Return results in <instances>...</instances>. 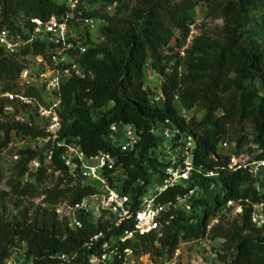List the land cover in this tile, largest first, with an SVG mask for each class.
<instances>
[{
	"label": "trees",
	"instance_id": "obj_1",
	"mask_svg": "<svg viewBox=\"0 0 264 264\" xmlns=\"http://www.w3.org/2000/svg\"><path fill=\"white\" fill-rule=\"evenodd\" d=\"M80 2L85 6L80 19L101 23L95 31L101 41L93 44L90 35L85 34L83 53L69 52L87 75L84 79L70 76L59 88L55 139H48L40 150L25 146L13 156L11 173L4 185L16 201L15 206L22 200L40 199L43 207L13 221L0 218V264H5L19 249L23 260L32 264H60L57 255L72 256L68 264H86L88 256L103 252L112 255L106 264H125L129 255L141 254L155 260L170 259L179 246H191L198 240H205L207 246L220 242L215 252L217 264H264V194L257 192V180L247 167L227 170L229 156L218 150L221 143L232 145L231 155L246 147L247 153H256L247 163L264 162V94L259 91L264 89V53L255 45L264 40V0ZM90 4H97L98 8L86 10ZM113 4L114 14L110 15L105 8ZM198 4L205 6V19L220 21L221 26L192 38L183 49L193 25L188 12ZM63 12V7L50 0H0V29L19 33L14 23L20 17L30 27L28 20L44 22L49 17H61ZM255 14L263 30L261 35L244 31ZM174 49L181 50V56L162 52ZM32 53L41 54L42 46H36ZM21 70L18 61L0 50V94L39 102L37 90L18 86ZM146 71L161 79L158 91L162 102L154 106L149 104V94L143 89ZM10 104L0 98V153L12 136L34 146L44 141L47 136L42 125L36 128L31 120L2 121L11 114H4L2 108ZM15 105L18 104L11 105L13 109ZM18 106L20 110L27 108ZM193 109L202 111L199 120L181 118L180 113ZM18 111L15 109L14 113L17 115ZM164 122L192 137V166L215 174L212 179L191 178L186 189H168L155 198L158 205H172L187 189L195 188V197L197 190L200 193L203 189L204 196L193 200L190 214L168 208L158 218L156 232L135 234L132 241L124 242L117 239L123 231H133L130 221L114 227L108 222L92 224L86 217H78L81 229L76 231L57 221L55 206L74 205L97 194L92 183L68 175L58 160L62 147L57 144L62 140L74 142L86 160L98 153L111 157L124 179L119 186L117 178H107V182L115 184L113 187L122 194H130V206L135 210L147 185V169L156 172V167L161 166L150 158V152L157 139L155 127ZM118 124L130 126L137 139L130 152H120L105 141L106 129ZM33 163L36 168L31 172L29 166ZM47 177L54 180L45 188ZM2 179L0 166V182ZM209 185L213 191L206 192ZM258 186H264V178ZM227 202L239 207L240 212L231 221H225L221 214L207 229V221L219 210H233L224 209ZM255 207L262 219L259 227L251 223ZM97 234L101 238L92 241ZM110 238L114 243L101 251L100 245Z\"/></svg>",
	"mask_w": 264,
	"mask_h": 264
},
{
	"label": "built area",
	"instance_id": "obj_2",
	"mask_svg": "<svg viewBox=\"0 0 264 264\" xmlns=\"http://www.w3.org/2000/svg\"><path fill=\"white\" fill-rule=\"evenodd\" d=\"M52 3L64 8V12L59 18L49 17L46 21L28 20L30 27L25 26V21H15L14 25L19 29V33L11 34L5 29H0V50L8 57L14 58L22 67L18 76L17 84L23 88H33L39 92L40 101L11 95L8 93L0 94V98L11 103L4 105L2 111L4 114L12 113V104L17 103L24 107H33L39 118L43 119V133L46 139H55L58 131V120L56 110L59 106L58 92L59 88L72 76L78 79H84L85 74L74 58L69 55L70 51L83 53L84 47L75 42L76 29L80 28L79 36L85 34L91 35L98 29L100 22L97 20H81L80 15L85 6L80 0H50ZM115 5L105 8L109 13ZM24 21V22H23ZM42 46V53L33 54V49ZM62 65L66 67L62 68ZM150 105H157L162 102L158 93L155 97H148ZM181 118L187 121L185 113H181ZM154 134L156 140L151 149L150 158L155 159L157 164L156 172L147 169L148 181L144 193L137 199L135 210L131 209L130 194H122L113 186L109 185L107 178L114 179L119 175L121 177L119 186L124 177L120 168L114 167V160L107 154H97L93 158L85 159L79 147L74 142L66 143L64 140L57 144L62 147V152L58 160L65 167L71 178H77L80 181H87L95 186L96 195L85 198L74 205L61 204L54 207V213L58 222H62L70 231L81 229V223L78 217L92 218L95 215H111L114 220L110 225L117 227L122 221H130L133 231H123L118 237V241H132L134 235H145L158 230V218L168 208L182 211L190 214L193 208V200L196 195V189H187L183 194L174 199L172 205H158L155 203L157 195L168 189L175 187L187 188L191 178L198 176L212 179L215 174L209 171L195 169L192 166V150L194 143L192 137L177 129L175 126L164 122L155 127ZM105 141L112 146L118 147L120 152H130L137 139L130 126L111 125L106 129ZM232 149L231 144L221 143L218 146L219 151ZM229 163L227 170L235 171L239 168L247 167L251 175L257 180L256 190L259 194H264V186L259 187L264 178V162L236 163L233 155H228ZM214 159V156L210 157ZM47 160L49 157L46 158ZM211 189V186L208 187ZM234 208L231 202H227L224 209ZM258 207L253 208L251 223L255 227L261 225L262 219L258 214ZM239 213L240 209L234 210ZM96 218V219H97ZM93 224V223H92ZM212 226V225H211ZM210 226L207 227L209 229ZM101 238L97 234L92 238L96 241ZM110 238L107 242L100 245V250L104 251L114 243ZM205 240H198L191 246L199 249L207 247ZM124 253L128 255V251ZM21 252L13 251L5 264H32L31 261L23 260ZM55 258L60 264H68L73 257L57 255ZM112 255L110 253H100L90 255L86 259V264H106L110 262Z\"/></svg>",
	"mask_w": 264,
	"mask_h": 264
},
{
	"label": "rangeland",
	"instance_id": "obj_3",
	"mask_svg": "<svg viewBox=\"0 0 264 264\" xmlns=\"http://www.w3.org/2000/svg\"><path fill=\"white\" fill-rule=\"evenodd\" d=\"M130 7L133 6V3L131 2ZM98 8L97 4H90L86 5V10H96ZM108 14H114V10H111ZM189 17L193 21V25L189 28V35L188 38L185 41L184 48H187L191 39L194 37L199 36L201 33H210L212 32L213 28L215 27H220L221 23L220 21H210L209 19H205L206 16V9L205 6L202 4H198L194 9L188 12ZM22 21V19H19ZM101 26V23L98 25V28ZM75 42L78 45H83L84 38L79 36L80 28L75 26ZM244 31H253L256 32L257 34L261 35L263 33V30L260 26V23L257 20V14L254 15V17L251 19V21L247 22L244 26ZM89 36V35H88ZM246 37V35H245ZM89 39L93 44H99L100 39L98 38L97 34L94 32H91V35L89 36ZM256 47L264 53V40H258L255 43ZM172 46V45H170ZM165 55H173V54H178L181 56V50H176L174 49L172 52L169 51H162ZM161 79L157 77L154 74L148 73L147 71L143 75V89L146 90L151 97H155L159 93V85H160ZM257 88L260 89V85H256ZM1 90V86H0ZM260 94H264V89L259 90ZM175 108L178 110L179 107L177 103L175 102L174 104ZM16 108H12L13 111L10 114V116L3 117L2 121L4 122H10L11 120L18 121V122H27L28 120H31L32 123L36 128L41 127V125L44 124L43 119L39 118L38 115L36 114V111L34 110L33 107H28L26 109L20 110L18 105H15ZM15 109L19 110V114H15L14 111ZM178 112V111H177ZM179 114V113H178ZM180 116L181 113H180ZM185 116L187 120L189 118H194L195 120H199L202 116V111L200 109H193L188 113H185ZM47 139L44 141H38L36 142L35 146L34 144L25 142L23 140H18L14 138L13 136L11 137V141L0 153V166H1V171H2V176L3 179L0 182V218L4 219L5 221H13L14 219H18L21 214H26L27 216L31 215L33 211H35L38 207H43L40 205V199H35V200H22L20 201V205L18 207L15 206L16 201L9 195L8 189L5 187L4 182L6 178L10 176V169L12 168L13 162L15 158L13 157L15 152L20 150L21 148L28 146L30 148L34 147L40 150L43 148V145ZM251 150H253V147H250ZM233 150H225L221 151L222 155H231ZM255 152L252 153H247L246 147H243L240 151H235L233 154V159L236 163H247L252 160L253 156H255ZM36 168V165L30 164L29 170L31 172H34ZM55 177V176H54ZM53 178L47 177L45 180L43 187L48 188L51 186L53 183ZM117 179L121 180V177L117 175ZM210 186V185H209ZM212 187V186H211ZM116 190L118 187L115 188ZM197 190V196L194 198H202L204 196V190H200V193ZM206 190V192H208ZM210 191H213L211 188ZM234 210H237V207H234L232 211H228L224 213L223 210H219L216 214L215 217L209 219L207 221L208 226L214 225L216 223L217 218L222 214L223 219L226 221H231L234 216L237 214L234 212ZM259 209H257L258 211ZM95 215L92 216V218L89 219V221L93 224H96L97 222L104 223L108 222L109 225L112 223L114 220V217L111 215H99V217ZM220 248V242L216 241L214 243H211V245H208L204 249H199L197 247L193 246H179L178 249L174 252L172 257L169 258H162L161 260H155L154 258L149 257L148 254H141L138 256H128L126 258L125 264H217L216 262V257H215V252ZM21 250L19 249L18 252ZM155 260V261H154Z\"/></svg>",
	"mask_w": 264,
	"mask_h": 264
}]
</instances>
